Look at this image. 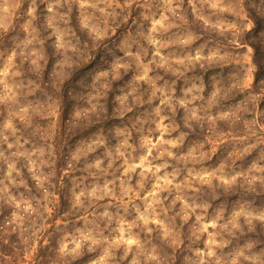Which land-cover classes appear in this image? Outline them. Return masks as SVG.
<instances>
[{"label": "clouds", "instance_id": "9594fccd", "mask_svg": "<svg viewBox=\"0 0 264 264\" xmlns=\"http://www.w3.org/2000/svg\"><path fill=\"white\" fill-rule=\"evenodd\" d=\"M254 51L264 0H0V264H264Z\"/></svg>", "mask_w": 264, "mask_h": 264}, {"label": "rangeland", "instance_id": "374dc122", "mask_svg": "<svg viewBox=\"0 0 264 264\" xmlns=\"http://www.w3.org/2000/svg\"><path fill=\"white\" fill-rule=\"evenodd\" d=\"M120 3L123 4V0H120ZM117 11L119 12L120 9H117ZM73 12L75 13L76 10L73 9ZM136 12L137 8L135 4L132 5L131 9H125L123 11V16L128 17L127 23L121 22L123 16H118L115 21L109 18L107 25L109 29V35L107 38H101L99 40L93 41L89 38H86L79 30L74 29L72 40L79 47V57L75 67L70 69L69 75L72 78H75L86 71L89 67L97 64L99 62V58L105 55L107 48L111 47V41L117 39L121 33L125 32V30L128 28L129 24H131V21L135 18ZM113 30L115 35H112ZM113 54H115V52H113ZM252 60L254 63L264 62V52L254 51L252 53ZM260 103L262 105V110H264V100H261ZM84 131H87V129H84ZM56 146L58 163H60L63 159L62 154L64 150L62 128H59L57 131ZM61 200H63V197Z\"/></svg>", "mask_w": 264, "mask_h": 264}, {"label": "trees", "instance_id": "16d2710c", "mask_svg": "<svg viewBox=\"0 0 264 264\" xmlns=\"http://www.w3.org/2000/svg\"><path fill=\"white\" fill-rule=\"evenodd\" d=\"M61 198H62V196H61Z\"/></svg>", "mask_w": 264, "mask_h": 264}]
</instances>
